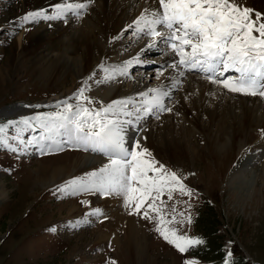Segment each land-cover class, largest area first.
<instances>
[{
    "label": "rangeland",
    "instance_id": "obj_1",
    "mask_svg": "<svg viewBox=\"0 0 264 264\" xmlns=\"http://www.w3.org/2000/svg\"><path fill=\"white\" fill-rule=\"evenodd\" d=\"M16 3L17 0H0V112L14 110L16 106L25 104L34 105L21 113L0 115V123L18 120L36 112H55L56 101L70 97L86 77L95 73L94 78H97L101 74L99 70H94L81 76L71 71L63 76H49L42 62L37 70H30L32 60L19 55L18 51L24 32L31 26L29 23H21L20 18L24 15L17 13ZM93 50L98 55V48ZM154 55L156 53H148L141 58L146 63L141 71L148 72L150 68L158 67L157 62L148 65L149 61H156L151 60ZM93 66L96 68L95 63ZM144 79L150 87L161 82L155 74H145ZM132 83L127 81L121 92L127 93ZM96 90L95 85H90L86 92V95L97 101L95 106L99 107L101 101L108 103L96 94ZM178 91L174 92L171 101L174 110ZM71 102L75 103L74 100ZM173 112L160 114L156 135L166 132L164 128L168 122L164 121L176 114ZM176 116L181 117L180 114ZM202 121H206L205 116ZM182 125H185L183 118L174 121L180 136L183 135ZM133 130L130 129L131 132ZM41 131L39 128L24 131V140L27 142L29 137L38 136ZM8 135H14L12 129H9ZM58 139L66 137L60 136ZM137 139L158 162L168 169L178 170L185 177L184 183L198 193L192 200L193 223L185 225L182 231L190 236L202 237L206 244L182 255L158 236L152 223L135 214L129 215L119 198L62 195L57 191V186L73 176L93 170H81V162L75 163V158L83 154L103 161L107 157L91 150L72 148L67 144L62 151H49V142L45 141L43 155L38 150L41 147L38 144L29 145L25 151L16 153L0 147V264H106L108 260H115L116 264H182V260L189 257L198 258L200 264H220L225 245L229 241L235 264H264L263 147L248 154L238 153L240 165L237 161L231 171L228 170L227 174L244 172L245 176H251L255 173L258 177L250 194L241 196L238 185L230 187L229 178L223 176L224 172L219 171L211 159L196 160L193 163L186 159L176 162L165 155H157L141 137ZM190 141L191 148L206 153V138L202 133H191ZM245 156L252 159L248 167L243 168ZM52 165L63 166L62 178L52 183L44 181L40 185L38 179H46ZM232 181L236 182L234 179ZM81 199H88L90 205H81ZM163 199L166 200V196ZM177 199L187 200L188 197ZM168 203L171 205L172 202ZM90 207L102 208L104 215L90 216L88 223L69 227V221L81 218ZM177 207L179 209L182 205ZM115 210H121V214L136 219L138 229L133 234L125 228V218L121 225L114 226ZM53 227L56 231H49Z\"/></svg>",
    "mask_w": 264,
    "mask_h": 264
},
{
    "label": "snow or ice",
    "instance_id": "obj_2",
    "mask_svg": "<svg viewBox=\"0 0 264 264\" xmlns=\"http://www.w3.org/2000/svg\"><path fill=\"white\" fill-rule=\"evenodd\" d=\"M90 3L92 0H61L51 5L50 15L39 9L25 14L20 21L23 24L37 19H62L67 23L69 14L78 18ZM126 28L134 37H148V43L121 65L105 66L101 62L97 69L104 75L96 82L108 83L128 75L131 65L145 62L140 58L141 52L163 44L161 52L168 51L171 55L156 68V78L164 77L158 85L135 96L113 99L106 104L101 101L96 107L97 101L86 95L94 73L70 97L56 101L55 112H36L0 123V147L16 153L38 144L43 155V144L48 141L49 151H62L67 144L102 154L107 157L106 163L71 177L57 186V191L62 195L119 198L129 215L135 214L152 223L158 236L183 255L206 244L202 237L182 231L185 225L193 223L192 200L198 193L184 183L185 177L178 170L158 162L140 139L129 145L126 130L135 128L138 134L145 118L159 120L161 113L173 112L174 92L182 88V78L189 73L199 75L221 91L264 98V12L246 6L243 0H158V8L143 9ZM165 69L171 71L166 74ZM229 72L233 75H226ZM37 128L42 129L39 135L29 137L26 142L24 131ZM9 129L14 135H8ZM60 136L66 139L59 140ZM79 203L90 205L88 199ZM177 205L182 207L178 209ZM102 215V208L90 207L81 218L69 221V227L88 223L90 216ZM230 245L231 241L225 245L220 264H235ZM106 264L116 261L108 260ZM182 264H200V261L189 257Z\"/></svg>",
    "mask_w": 264,
    "mask_h": 264
},
{
    "label": "bare ground",
    "instance_id": "obj_3",
    "mask_svg": "<svg viewBox=\"0 0 264 264\" xmlns=\"http://www.w3.org/2000/svg\"><path fill=\"white\" fill-rule=\"evenodd\" d=\"M60 2L61 0H17V13L25 15L44 9L50 15L51 5ZM243 2L246 6L264 12V0H243ZM145 8H158V0H92L83 15L77 18L69 14L67 23L62 19H37L29 22L31 27L24 32L22 40L20 39L18 54L32 60L30 70H37L39 63L42 62L49 76H63L69 71L76 76H81L88 71L98 70L97 65L101 62L105 66L121 65L124 61L135 57L148 43V37H134L132 31L126 28V25H130ZM113 37L115 39L110 40ZM96 47L98 55L94 54L93 49ZM162 49H164L163 44H159L156 48L145 49L140 53V58L148 53H156L151 60H156L159 66L162 62L168 61L171 55L168 51L162 53ZM94 63L96 68L93 66ZM144 67L146 63L133 64L132 69L130 67L128 69V75L118 76L108 83L96 82L104 75L99 70L100 76L90 81L89 85H95L96 94L101 95L107 102L135 96L137 92L150 88L144 82L145 74L156 76L154 67L148 72L141 71ZM170 71L165 69L166 74ZM199 78L198 75L187 74L182 78L183 86L178 91V101L174 112L179 113L185 123L182 125V136L174 126V121L180 120L176 114L165 119L164 122H168L164 128L166 132L160 136L156 135L159 120L150 116L141 122L138 134L135 128L134 130L130 128L132 132L130 129L127 130V142L130 145L141 137L157 155H165L176 162L186 159L193 163L196 160L209 158L219 171L224 172L223 176L229 178L230 187L238 185L241 196H248L258 178L256 174L248 175V177L244 172L235 175L231 172L227 173L228 170L231 171L234 164H237V161L240 165L238 153L248 154L264 148V136L261 135L264 132V98L221 91L218 87ZM163 79L164 77H161L160 81ZM127 81L133 82L131 88L127 93H122L121 88ZM185 96L188 97L187 100ZM33 105L16 106L14 110L0 112V115L21 113ZM203 116L206 121H202ZM193 132H199L205 136L206 153L191 148L190 134ZM75 159V163L81 162V170L96 169L107 162V160L99 161L95 156L83 154ZM250 159L252 158L249 156L244 162L242 161L243 168L248 167ZM61 168L63 166L52 165L47 178L38 179L39 184L42 185L44 181L52 183L61 179ZM262 172L264 174V166ZM233 179L236 182L232 181ZM120 212L121 210H115L113 213L114 226L121 225L122 219L125 218L123 219L125 228L133 234V231L138 229L136 219Z\"/></svg>",
    "mask_w": 264,
    "mask_h": 264
},
{
    "label": "trees",
    "instance_id": "obj_4",
    "mask_svg": "<svg viewBox=\"0 0 264 264\" xmlns=\"http://www.w3.org/2000/svg\"><path fill=\"white\" fill-rule=\"evenodd\" d=\"M236 264H238V263H236ZM240 264H244L243 262H240Z\"/></svg>",
    "mask_w": 264,
    "mask_h": 264
}]
</instances>
